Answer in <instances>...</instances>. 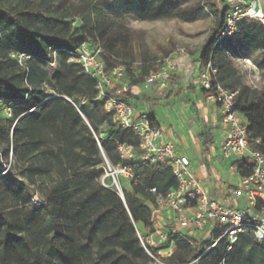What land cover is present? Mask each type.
<instances>
[{
  "label": "trees",
  "instance_id": "16d2710c",
  "mask_svg": "<svg viewBox=\"0 0 264 264\" xmlns=\"http://www.w3.org/2000/svg\"><path fill=\"white\" fill-rule=\"evenodd\" d=\"M63 3V0H0V33L3 36L5 31L18 29L27 42L24 44L26 48L17 54L29 57L27 74L12 58V54L16 52L10 43L4 37L0 38V108L12 110V117L3 114L0 120V142L5 145L4 157H8L10 151L18 155L20 153L25 158L32 157L34 154H31V150H37L46 144L53 146L64 142V151L60 149L59 153L54 154L51 148L44 150L41 155L44 162L30 165L26 170L34 179L54 183L46 196L48 203L43 208H28L31 199L25 189L9 179L7 173L2 175L4 170L0 166V264H55L56 260L60 264H141L138 254L143 253L144 249L138 250L140 230L156 233L153 210L147 205L151 197L146 189L155 188L166 195L177 189V181L167 163L141 165L140 151L137 150L135 159L122 162L123 165L134 168L140 182L135 184L130 181L133 192L124 190V200L114 190L102 186L92 190L88 194L89 199L80 198L76 201L69 196L74 191L79 193L86 190L89 181L80 178L82 170H89L91 176L87 179L90 181L104 173L102 165L105 162L101 153H105L117 166L121 160L116 142L137 148L139 140L133 132L120 130L101 104H95L93 108L103 110L106 114L104 124L108 127L105 131L107 138L101 139L96 128L88 123L92 131L87 126L85 134L65 140L60 135L57 122L60 121L68 131L74 132L84 121L83 115L89 119L86 109L76 102L69 103L59 98L47 102L44 100L48 96L42 100L33 98L36 91L32 82L41 84L44 79L50 87L69 98L95 96L96 83L81 72L76 64L69 63V53L91 37L90 27L76 19L82 17L90 20L94 8L88 4L71 6L69 12L62 14L59 19L52 18ZM210 6L217 14L215 27L197 62L202 69L210 64L217 68L219 80L227 88L232 85L236 73L220 46L224 40L220 38L226 30V16L231 8L216 0H211ZM75 17L74 26H70L68 19ZM170 17L172 14L164 2L151 0L144 19L156 21ZM247 21L238 25L239 33L247 42L256 44L264 51V27ZM98 31V40L108 67L121 56L132 58L131 46L135 34L130 29L119 23L116 26H100ZM126 73L131 74L128 71ZM148 74L149 67H143L138 78L130 75V88L141 84ZM26 79L32 87L28 97ZM171 80L169 78L168 82ZM191 88L196 89L194 86ZM230 90L236 91L233 86ZM237 91L234 109L248 124L251 148L264 154V90H251L247 86H241ZM201 92L207 96L213 90L210 92L202 89ZM21 115L26 116L19 120ZM210 143L212 141L207 137L204 144L207 146ZM99 166L101 167L98 168ZM237 166L242 177L249 176L253 169V164L248 161H239ZM54 174L57 181L53 178ZM89 210L97 211L96 217L91 216ZM162 229L170 231L172 228L165 225ZM88 235L103 237V242L97 238L99 249L96 254L90 250V240H84L88 239ZM30 237L39 238L42 242L36 246ZM243 239L251 245L252 241L255 242L252 227H243L238 243L232 247V251L221 254L217 264L229 263L234 248ZM174 240L177 252H180V260L185 264L188 261L185 257L190 254L191 246L179 238ZM255 243L257 245L252 246V249L261 252L264 243ZM201 254L197 248L194 257ZM175 257L173 254L170 258L172 264H178L174 262ZM142 264L150 262L146 260Z\"/></svg>",
  "mask_w": 264,
  "mask_h": 264
},
{
  "label": "built area",
  "instance_id": "2783aa9c",
  "mask_svg": "<svg viewBox=\"0 0 264 264\" xmlns=\"http://www.w3.org/2000/svg\"><path fill=\"white\" fill-rule=\"evenodd\" d=\"M216 1L231 8L226 16V30L220 40L232 35L238 25L245 20L259 23L264 27V0ZM1 37L2 33H0ZM69 54V63L79 66L96 83L94 98L110 115L112 122L120 130L133 132L139 140L137 148L133 145L116 142V149L121 163L115 167L112 178L120 195H122V190L117 185L116 178L121 177L135 184H140L134 168L122 164L124 161L135 159L136 151L139 150V163L141 165L167 163L177 181V189L166 195L159 193L155 188L146 189V193L151 197L154 206L160 209L172 210L178 215L180 222L199 231H203L211 220H215L219 225L225 227L223 238L229 240L230 248L238 243L239 234L243 232V227L246 225L254 229L255 242L264 243V154L251 148L248 137V124L234 109L238 92H231L222 85L217 68L211 64L203 68L200 72L199 85L206 91L212 92L213 90L207 96V100L215 101L222 116V123L228 129L227 137L221 148L222 157L224 159L236 158L253 164L251 174L242 177V185L250 205L249 210L229 208L210 198L198 179L191 161L186 157H178L174 144L162 143L163 129L156 125L152 118L145 115L138 116L135 108L118 96L122 92L118 91L116 86L124 79L128 70V66L124 62L117 68L111 69L108 67L103 58L102 46L97 42L92 45L85 43ZM12 58L19 63L27 74L29 73L27 67L28 56L15 53L12 54ZM147 65L148 67L158 68V70H151L145 82L146 88L157 85L159 90L167 89L169 78H166V76L176 70L173 62L165 59ZM25 88L28 90L26 95L28 97L32 92V87L27 79ZM123 90L127 91L126 88ZM4 114L9 118L12 117V110L5 109ZM87 125L90 127L88 123ZM97 142L99 144L98 139ZM257 144H260V142H257ZM5 173L6 170L3 171L2 175ZM35 203L36 205H44L39 200H36ZM189 204H195L197 207V213L194 217L185 215V208ZM213 247H210L209 251ZM151 257L156 260L153 256Z\"/></svg>",
  "mask_w": 264,
  "mask_h": 264
},
{
  "label": "rangeland",
  "instance_id": "374dc122",
  "mask_svg": "<svg viewBox=\"0 0 264 264\" xmlns=\"http://www.w3.org/2000/svg\"><path fill=\"white\" fill-rule=\"evenodd\" d=\"M150 1L151 0H63V5L59 7V10L55 11L52 18L59 19L62 14L69 12L71 6L91 5L94 11L91 12L90 20H85L82 17L68 19L70 26H74L73 20L76 19L79 22L82 21L86 23L90 27L91 37L87 38L86 41L88 45H92L95 42L99 43V40L96 38H99L98 28L100 26H116V24L120 23L130 29L135 34L131 46L132 58L121 56L119 59L114 60L112 62L113 65L110 66V68H117L122 62L128 66L127 71L131 72V74L126 73L123 81L130 80V75L140 72L144 65L160 62L171 56H184L188 54L194 62L197 61L201 49L206 44L215 27L217 14L210 6L211 0H159L161 3L164 2V5L169 9V12H171L172 17L156 21H147L144 18ZM6 5L8 4L6 3ZM97 10L100 12L98 13ZM2 37L10 43L11 48L16 53H20L23 48H26L24 44L27 40L18 29L5 31ZM220 46L224 50L231 68L236 72V81L234 84L227 86V88L224 84L222 85L229 90L231 86L235 88L236 84H245V86H249L251 90H264V51L256 44L247 42L239 33L238 27L232 35H229L221 42ZM118 96L122 99L127 98L126 94H120ZM77 104L78 106L84 107L80 102H77ZM85 109L86 112L94 118V123H91L86 115H83L85 125L88 126L87 121L90 122L100 135L104 132L105 128V112L95 108ZM158 110H164L162 105L156 107L151 106L149 109L151 112ZM3 114L4 110L0 108V120L3 118ZM3 152L4 147L0 142V154H2V156H0V166L3 170H6L9 179L25 189L28 197L31 199V205H29L28 208H43L48 203L46 196L54 183L34 179L30 177L26 171L30 165L42 164L44 162L42 156L34 154L32 157L25 158L21 156L20 153L18 155L10 151L9 156L5 158ZM101 156L105 162L102 165L105 169L104 173L93 181H90L87 179L91 176L89 170H82L80 178L82 180H88V186L86 190L82 192H72L69 195L71 199L76 201H79L80 198L89 199L88 194L92 190H97L100 186L108 190H114L120 195L112 178V172L116 164L109 159L105 153L104 155L101 153ZM100 167L101 166L98 168ZM53 178L57 181V176L55 174ZM116 182L122 190V195L124 194V190L128 193L133 192L130 181L120 177L116 178ZM36 200L42 201L44 205H36ZM90 203L95 206L93 201H90ZM11 208H14V205H11ZM151 208L154 209L158 216L162 215L164 217L167 226H170L172 229L175 228V215L171 214V217H169L166 215L167 210L157 208L154 205H151ZM88 212L94 217H96L98 213L97 211L90 210ZM83 216L85 215H82V217ZM251 216H253V214H251ZM85 218L87 217L85 216ZM154 227L159 230L154 234L140 230L142 240L137 237L139 238L138 250L142 248L144 252L141 253L139 251L138 261L141 264L146 260H149L150 264H172L170 258L174 254V256L176 255L174 262L182 264L180 260L181 257L179 256L180 252L174 249L173 242L169 239L168 232L161 229L162 227L159 220L155 219ZM79 228L80 227H78V229ZM97 238L103 242V237H101V235L99 237L89 236L88 239H84L85 242L90 240V250L95 254L99 249ZM30 240L36 246L42 242L39 238L34 237H30ZM46 240H49V237H46ZM43 243L45 244L44 241ZM254 245L257 244L252 241V246ZM145 246H148V248H145ZM262 250L260 252L252 249L249 253L250 261L253 264H264V251L262 252ZM121 254H123V251H121ZM150 254L156 260L152 259ZM185 259L189 260V257H185ZM55 264H60V262L56 260Z\"/></svg>",
  "mask_w": 264,
  "mask_h": 264
},
{
  "label": "crops",
  "instance_id": "0c3cea01",
  "mask_svg": "<svg viewBox=\"0 0 264 264\" xmlns=\"http://www.w3.org/2000/svg\"><path fill=\"white\" fill-rule=\"evenodd\" d=\"M96 39L98 40V38ZM166 59L171 60L176 68L174 72H170L166 76V78H172L168 82L166 91L159 90L157 85L152 88H146L145 82L151 70H158L152 67H149V74L141 84L130 88V80H122L117 84L116 88H119L118 91L122 92V94L127 95L126 100L135 108L138 116L145 115L152 118L155 124L163 129L164 137L162 143L174 144L177 156L186 157L191 161L198 179L210 198L229 208L249 210V201L242 185V173L237 166V162L241 160L236 158L224 159L221 154V148L227 137L228 129L222 123V116L215 101H208V95L205 96L201 92L202 88L199 85L200 72L203 70L201 65L197 61L194 62L188 54L171 56ZM143 67H148V65ZM80 71L82 72V70ZM133 74V78H138L141 75V71ZM235 81L236 77L231 84H234ZM32 84L36 91L33 98L42 100L45 96L49 97L44 102L59 98L69 103L80 102L87 109L99 104L91 96L90 98L80 96L69 98L60 91L50 87L45 79L41 84L34 83V81ZM191 86L196 89L193 90ZM241 86H245V84H236L234 88L236 91H230L238 92L237 90ZM125 88L127 91L123 90ZM161 105L164 110L149 111L151 106ZM25 116L21 115L19 120ZM89 121L94 123V118L91 115H89ZM90 122L87 121L89 124ZM57 126L61 137L66 138L65 140L75 139L78 134H85L87 127L84 121L74 132L68 131L60 121L57 122ZM104 127V132L100 134L101 139L107 138L105 131H107L108 127L105 124ZM207 137L210 138L212 143L206 146L204 143ZM63 143L62 141L59 145L53 146L46 144L37 150H31V154L41 156L42 151L49 148L54 151V154H57L60 149L64 151ZM2 146L5 147L4 144ZM76 151L80 152L81 149H76ZM147 205L151 208V205H153L151 200L148 201ZM151 209L153 210L154 222L157 219L160 221L162 228L165 225L167 226L164 217L162 215L158 216L154 209ZM196 213L197 207L195 204H189L185 208V215L188 217H194ZM171 214L176 216L175 228L170 231H164L168 232L174 249H177L174 238H179L182 242L191 246L192 250L187 256L189 260L185 264H217L219 262L218 257L221 254L232 251V248L229 247V240L223 238L225 227L219 225L215 220H211L203 231H199L184 225L178 220V215L168 209L166 215L171 217ZM157 231L159 230L156 229ZM210 247L213 248L209 251ZM197 248L202 254L194 257V252ZM251 251L252 245L249 241L243 239L234 248L229 264H248V262H251L249 254ZM219 264L225 263L221 262Z\"/></svg>",
  "mask_w": 264,
  "mask_h": 264
},
{
  "label": "water",
  "instance_id": "95a60500",
  "mask_svg": "<svg viewBox=\"0 0 264 264\" xmlns=\"http://www.w3.org/2000/svg\"><path fill=\"white\" fill-rule=\"evenodd\" d=\"M121 199L124 200V196L123 195H120Z\"/></svg>",
  "mask_w": 264,
  "mask_h": 264
}]
</instances>
